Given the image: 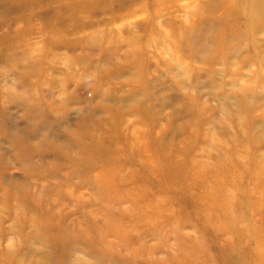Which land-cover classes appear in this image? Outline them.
I'll return each mask as SVG.
<instances>
[{
    "label": "rangeland",
    "instance_id": "374dc122",
    "mask_svg": "<svg viewBox=\"0 0 264 264\" xmlns=\"http://www.w3.org/2000/svg\"><path fill=\"white\" fill-rule=\"evenodd\" d=\"M0 264H264V0H0Z\"/></svg>",
    "mask_w": 264,
    "mask_h": 264
}]
</instances>
